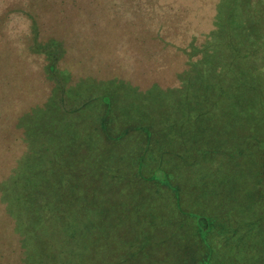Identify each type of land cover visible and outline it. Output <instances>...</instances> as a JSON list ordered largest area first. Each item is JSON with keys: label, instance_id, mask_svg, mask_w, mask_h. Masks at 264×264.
I'll use <instances>...</instances> for the list:
<instances>
[{"label": "rangeland", "instance_id": "rangeland-1", "mask_svg": "<svg viewBox=\"0 0 264 264\" xmlns=\"http://www.w3.org/2000/svg\"><path fill=\"white\" fill-rule=\"evenodd\" d=\"M181 1L0 0V40H4L0 44V53H16L27 61V54L36 40L46 43L56 39L64 41L72 49L74 57L76 51L73 49L80 46L90 47L91 41L95 40L96 43L97 38L106 37L110 33L109 35L115 37V42H122L120 50L117 49L118 60L123 63L131 81L140 88L138 92L141 95L133 89L123 90L118 82L107 85L105 80H100L104 82L98 81V86H83L85 80H82V77L88 72V59L83 61L84 67L80 64L73 69L71 67L75 60L67 57L65 67L61 66L72 74L68 89L75 95L83 93V96L76 98L78 101L71 102L66 97L67 92L62 91L58 96L60 107L67 113L66 116L73 126L79 121L89 131H80L84 138H77L74 149L62 151L64 154H59L52 144H45L43 148L48 153L40 159H43V163L50 160V172L57 181L60 180L65 185L62 188L58 184L53 185L54 189L64 192L71 189V185L75 183H93L100 188L95 189L91 197L88 192L81 191L78 193V200L74 201L70 200L72 197L64 196L57 201V194L46 192L47 190L38 197V202L45 207L44 215L47 218L41 227L42 235L51 238L49 239L52 240L53 255L58 264H229L231 261L235 264H264V197L258 205L250 206L248 203L253 200L245 196H233L232 199L236 201L229 198L223 202L222 198L226 193L222 192L218 198L223 204L218 208L217 205L213 206L217 202L213 201L216 195L210 193L203 196L197 188L201 182L190 179L193 171L189 166L179 165L174 158L155 160L166 150L183 147L181 139L178 141L169 137L182 138L183 133L179 127L171 133L157 135L155 132L157 137L149 151L146 150L149 146V133L152 129H167L162 123L175 116L177 103H181V115L185 116L180 123L190 120V123L186 122L189 125L185 130L191 138L199 131L196 129V117H192L191 107L194 106H188L190 102H185L186 98L181 101L171 98L166 99L167 101L152 97L142 98L143 94L146 95L154 87H162V84L170 87V90L178 88L180 83L177 74L180 72L177 73V70L183 64L175 60L177 56L179 60L182 58L183 53L181 50L177 52L178 48L190 45L202 48L210 46L214 41V29L217 27L215 14L219 11L220 0H183L180 4ZM246 1V5H249L248 11L260 9L261 0ZM237 8L235 14H240L245 21L244 8L240 5ZM200 15H203V21L199 18ZM35 21L39 26L38 35L34 33ZM111 27L115 28L116 33L104 32ZM256 28H264V18L258 21ZM237 31L239 33L241 30ZM127 46L129 50L124 53L123 49ZM49 50L55 53V56H60L62 52L58 47L49 48L45 52ZM111 50L109 46L108 52L111 53ZM242 51L243 56L250 57L253 65L264 66V51L260 47L244 44ZM217 54L219 59L213 63L220 64L224 60L225 63L228 62L230 54L227 50L221 49ZM38 55L40 60L36 67L31 68L30 76L34 86L41 76L43 95L40 103L46 105L50 96L45 95L43 90L46 87L43 59L47 60V55ZM201 57L205 56L195 55L196 60ZM21 62L19 65L22 67ZM109 66L112 71H118L120 67L115 64ZM237 67L239 70L244 66L239 63ZM207 69L202 66L197 73L192 72L189 76L193 91L197 92L202 76V85L206 79L209 80L212 72L209 74L211 70ZM111 78L119 79L117 73H113ZM186 78L188 80V75ZM193 80L198 84H193ZM228 81L230 80L226 78V82ZM60 82L65 85L62 79ZM258 84L256 89L262 92L254 99L255 102H262L264 84L261 80ZM107 93L114 98L116 127L109 118L111 107H106L104 97ZM30 99L34 101V95ZM34 102H37L36 99ZM256 108L260 117H263L264 102L256 105ZM141 121L151 125L135 124ZM261 121L264 122L258 118L254 119L256 125ZM135 129H140L143 134L139 137L137 133H132ZM73 130L78 133L75 127ZM125 135L127 136L124 139H114V136ZM211 136L213 137V134ZM102 138L111 145L112 156L107 165L109 176L107 170L101 172V167H97V175H89L86 166L91 165L87 159L91 152L97 148L98 162L103 160V151L98 145L103 141ZM210 140L211 137L205 143ZM69 144L70 142H67L60 148L65 149V145ZM157 145L163 150H155ZM192 146L193 139L189 144L190 148ZM221 159L225 161L224 156ZM210 167L218 174L229 171L221 162L210 163ZM200 170H204L203 166ZM174 172L178 176H174ZM160 174L164 175L165 179L161 178ZM225 184L222 181L221 188ZM56 207H59L61 212H58ZM229 207H238L240 212L242 210L244 221L249 223L247 227L240 224L241 230L255 232L250 236V240L244 234L238 241L233 239L237 242L231 244H237V249L233 246L229 248L228 245V237L235 234L233 226L225 227L216 220H221V216L225 215V210ZM86 211L91 217L88 223ZM67 217L80 218V222L67 225L64 221ZM10 221L11 219L8 220L9 224ZM93 221H96V224ZM3 232L6 235V228ZM20 249L18 243L8 245L6 237L3 238L0 241V264H24L22 259H14L21 253ZM39 250H34L36 255Z\"/></svg>", "mask_w": 264, "mask_h": 264}, {"label": "trees", "instance_id": "trees-1", "mask_svg": "<svg viewBox=\"0 0 264 264\" xmlns=\"http://www.w3.org/2000/svg\"><path fill=\"white\" fill-rule=\"evenodd\" d=\"M261 1L262 5L259 2V10L248 11L249 5H246V0H220L218 3L219 11L215 14L217 27L214 29L213 43L202 48L190 45L177 49V52L181 50L183 53L180 60L178 56L175 59L183 63L177 70V73L180 72L177 74L180 83L178 88L170 90V87L162 84V87H154L142 96V98L152 97L162 101H167L166 99L170 98L181 101V99L186 98L184 101L188 100L190 102L188 106H194L191 107L192 117H196V129L199 130H197L195 136L191 138L185 130V127L189 125L186 122L190 123L189 119L180 123V120L185 116L184 114L181 115V112H183V108L180 106L181 103H177L175 116L162 123L167 126V129H152L153 131L149 133L150 136L147 140L149 146L146 150L148 152L151 145H153L157 137H155V132L157 135L171 133L179 127L183 137H169L178 141L181 139L183 147L166 150L155 160L174 158L179 165L189 166L193 171L190 179L201 182L197 188L203 196L210 195V193L216 195V199L213 201L217 202L213 206L217 205L218 208L219 205L223 204L218 198L222 192L227 194L222 198L223 202L226 199H232L233 196H239L238 198L245 196L247 199L253 200V202L248 203L250 206L258 205L264 197V169H262L264 167V122H258V125L254 122L256 118L264 121V115L260 117L261 115H259L260 113L256 108V105L264 101L255 102L254 99L262 92L256 88L259 85L258 81L261 80L264 84V66L253 65L250 57L243 56L242 51L244 44H255L256 48L260 47L264 51V28H256L258 21L264 18V0ZM182 3L183 0L180 4ZM204 4L206 5V3ZM239 5L245 10V21L242 20L240 14H235ZM199 18H202V21L204 19L203 15H200ZM34 24V33L38 35V22L35 21ZM248 28H252V30ZM237 30L241 31L238 33ZM104 32H115V28H108ZM6 34L8 35V33ZM109 34L106 37L97 38L96 43L95 40L91 41L90 47L80 46L73 49L76 51L75 58L72 56V49L64 41L56 39L46 43L36 40L32 46L33 48H30V54H27V61L25 57L22 59V56H20L23 62L22 67L19 65L21 59L16 53L7 51L0 53V241L6 237L8 245H17L18 243L21 247V253L14 259H22L24 264H58L53 255L51 238L42 235L41 227L47 218L44 215L45 207H42L38 202V197L47 190L46 192L57 194V201L63 196L66 198L72 197L70 200L74 201L81 191L88 192L91 197L95 189L100 188L93 183H75L71 185V189L64 192L61 189H54L53 185L58 184L62 188L64 183L53 177L49 169L50 160L43 163V159H40L41 156L48 153L43 148L45 144H52L59 154L62 151L68 152L69 148L74 149L77 138H84L83 133L80 131H89L78 120L76 126H73L74 124L68 120L67 113L59 104L58 96L62 91L67 92L66 97L71 102L78 101L79 99L76 98L83 96V93L75 95L68 89L72 82V74L61 67L63 65L65 67L67 57L70 60H75V64L71 67L73 69L80 64L83 66V61L88 59L86 69L88 72L84 73L83 77L79 74L82 80H85L82 83L83 86H98V81L105 80L107 85L118 82L123 90L133 89L139 93L138 89L140 88L131 81L132 79L123 63L118 60L117 49L120 50L122 42L119 40L115 42V37ZM3 41V39L0 40V44ZM71 41L74 40H68V42ZM109 46L112 49L111 53L108 52ZM53 47L62 50L60 56H55V53L50 50L45 52ZM221 49L229 52L230 56L227 55L228 62L225 63L226 60H224V63L215 64L213 61L219 59L217 53ZM233 49L235 50L233 51ZM128 50L129 46L123 49L124 53H127ZM39 53L47 55V60L43 59L45 61L43 62V68H45L43 75L46 74L45 83L47 87L43 90L45 95L50 96L46 105L40 103L41 95H43L41 92L43 83L40 81L41 76H39L38 83L35 86L30 76L31 68L36 67L38 60H40L38 59L40 57ZM198 54H203L205 57L196 60L195 55ZM242 56L243 58H241ZM239 59L241 60L239 61ZM239 63L240 66H244L239 69L242 71L237 70ZM113 64L117 67L120 66L117 69L118 71L111 70L109 65ZM202 66H206L208 71L211 70L209 74L212 72V75L209 76V80L206 79V82H203V85L201 80L204 76H202V79L198 82V90L195 92L189 84V76L192 72L197 73V70L201 69ZM113 73H117L119 79H112L111 75ZM81 77L80 81H82ZM226 78L230 81L226 82ZM61 79L65 85L60 82ZM192 83L198 84L196 80H193ZM35 87L36 92L34 93ZM139 94L141 95V93ZM33 95L34 101L35 99L37 101L36 103L30 99ZM104 99L108 105L106 107H111L109 118L115 126L117 121H115V111L113 109L114 98L107 93ZM135 124L141 126L144 124L151 125L146 121L136 122ZM74 127L78 130V133L77 131L74 132ZM134 131L132 133H137L139 137L143 134L140 129ZM211 134H213V137ZM126 136H114V139H124ZM210 137L211 143H205ZM191 139H193V146L190 148ZM67 142H70V144L65 145V149L60 148ZM205 144L207 147H205ZM98 145L102 148L103 160H100L99 163L97 148L95 151L93 150L87 157L91 164L86 166L88 174L97 175V167H101V172L107 170L109 176L107 165L112 156L110 153L111 145L106 143L104 139ZM154 148L155 150L156 148L163 150L158 145ZM222 156L225 157V161H222ZM218 162L223 163L229 171L221 174L213 172L210 163L218 164ZM98 163L99 166H97ZM202 166L204 170H200ZM207 168L210 170H205ZM174 176H178V174L175 173ZM160 177L165 179L164 175L160 174ZM222 181L226 184L221 188ZM239 181H242V183ZM213 185L220 186V188ZM88 187L90 189L87 191ZM232 200L236 201V199ZM88 204H90L89 201ZM56 210L61 212L59 207H56ZM224 214L221 216V220L220 218H216V220L224 224L225 227L233 226L235 234L228 237V245L229 248L233 246L237 249V244L232 245L231 242H237L242 234L250 240V236L254 235L255 232L247 229L241 230L240 224L247 227L249 223L244 221L242 210L240 212L238 207H229ZM86 217V223H88L91 218L88 211H86ZM9 219H11L10 224L8 223ZM64 221L67 225H71L73 222L79 223L80 218L70 219L67 217ZM93 222L96 224V221ZM99 222L100 219L97 221V225ZM202 225L204 226L203 223ZM5 228L6 235L3 232ZM233 239L237 241H233ZM35 249H40L38 255L35 254ZM231 263L235 264L234 261L229 264Z\"/></svg>", "mask_w": 264, "mask_h": 264}]
</instances>
